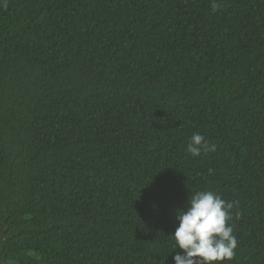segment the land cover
Returning a JSON list of instances; mask_svg holds the SVG:
<instances>
[{
    "label": "trees",
    "instance_id": "obj_1",
    "mask_svg": "<svg viewBox=\"0 0 264 264\" xmlns=\"http://www.w3.org/2000/svg\"><path fill=\"white\" fill-rule=\"evenodd\" d=\"M201 190L264 264V0H0V264H175Z\"/></svg>",
    "mask_w": 264,
    "mask_h": 264
},
{
    "label": "clouds",
    "instance_id": "obj_2",
    "mask_svg": "<svg viewBox=\"0 0 264 264\" xmlns=\"http://www.w3.org/2000/svg\"><path fill=\"white\" fill-rule=\"evenodd\" d=\"M218 7L213 3V11ZM215 150L216 145H210L199 133H193L187 144V151L193 157ZM233 207V203L226 202L211 190L197 191L189 196L188 207L176 210L178 226L170 234L175 241L173 248L182 250L173 257L175 264H223L231 261L238 246L233 227L228 223L232 219Z\"/></svg>",
    "mask_w": 264,
    "mask_h": 264
},
{
    "label": "flooded vegetation",
    "instance_id": "obj_3",
    "mask_svg": "<svg viewBox=\"0 0 264 264\" xmlns=\"http://www.w3.org/2000/svg\"><path fill=\"white\" fill-rule=\"evenodd\" d=\"M5 229H6L5 227L0 228V248L3 240L5 239V235H4Z\"/></svg>",
    "mask_w": 264,
    "mask_h": 264
}]
</instances>
